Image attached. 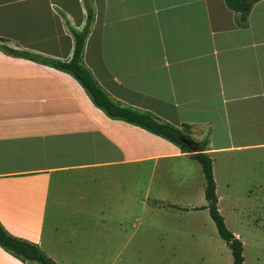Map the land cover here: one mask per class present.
<instances>
[{
	"label": "crops",
	"instance_id": "obj_1",
	"mask_svg": "<svg viewBox=\"0 0 264 264\" xmlns=\"http://www.w3.org/2000/svg\"><path fill=\"white\" fill-rule=\"evenodd\" d=\"M88 12L82 63L110 99L207 140L216 191L264 189V0L244 22L226 0H0V223L56 264L125 254L134 166L180 162L205 188L189 152L110 118L70 73L2 48L68 59ZM48 216L64 222L47 239ZM0 264L41 263L0 246Z\"/></svg>",
	"mask_w": 264,
	"mask_h": 264
},
{
	"label": "rangeland",
	"instance_id": "obj_2",
	"mask_svg": "<svg viewBox=\"0 0 264 264\" xmlns=\"http://www.w3.org/2000/svg\"><path fill=\"white\" fill-rule=\"evenodd\" d=\"M162 164L164 167L154 170L151 164L132 168L131 199L125 204L122 219L123 229L127 235L131 233V244L123 255L106 251L100 264H233L230 248L219 236L209 210L180 207L207 202L203 178L178 171L180 162ZM217 194L226 226L242 241L245 264H264V189L219 183ZM162 203L177 209L162 208ZM54 222L64 221L48 216L47 239ZM84 222L79 221L77 228L85 230ZM66 232L73 238V233Z\"/></svg>",
	"mask_w": 264,
	"mask_h": 264
},
{
	"label": "trees",
	"instance_id": "obj_3",
	"mask_svg": "<svg viewBox=\"0 0 264 264\" xmlns=\"http://www.w3.org/2000/svg\"><path fill=\"white\" fill-rule=\"evenodd\" d=\"M258 0H226V5L240 13V20L244 22L252 7ZM92 15L87 13V20L80 31H73V48L68 59H54L40 55H33L27 51L13 50L6 46L2 48L8 53L17 56L32 57L37 61L70 73L85 89L92 102L102 109L107 116L113 119H121L140 126L154 134H157L175 144L183 151L189 152L201 167L205 179L204 195L207 200L205 206L215 223L219 236L228 244L233 264H245L242 241L228 229L224 218L218 210V198L216 184L213 177L212 157L206 152L207 140L195 141L186 135L180 128L154 117L148 112H142L131 107L121 106L110 99L108 94L94 80L90 71L82 63L84 42L90 30ZM187 137L197 145L196 150L183 143L180 139ZM0 246L14 256L26 260H36L41 264H56L49 258L36 243L9 234L0 223Z\"/></svg>",
	"mask_w": 264,
	"mask_h": 264
},
{
	"label": "water",
	"instance_id": "obj_4",
	"mask_svg": "<svg viewBox=\"0 0 264 264\" xmlns=\"http://www.w3.org/2000/svg\"><path fill=\"white\" fill-rule=\"evenodd\" d=\"M180 140L183 143L187 144L190 147V149H192V150L197 149V145H195V143L193 141H191L190 139H188L187 137H182Z\"/></svg>",
	"mask_w": 264,
	"mask_h": 264
}]
</instances>
